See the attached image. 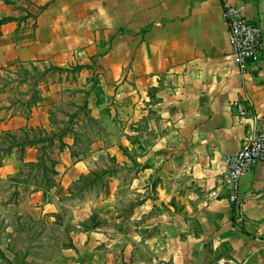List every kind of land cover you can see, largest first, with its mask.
Segmentation results:
<instances>
[{
	"label": "crops",
	"instance_id": "obj_1",
	"mask_svg": "<svg viewBox=\"0 0 264 264\" xmlns=\"http://www.w3.org/2000/svg\"><path fill=\"white\" fill-rule=\"evenodd\" d=\"M29 1L25 11L0 0V19L15 17L0 28V71L79 49L83 60L75 65L85 67L78 79L87 73L96 86L143 90V116L151 106L157 115L155 141H143V191L153 187L156 177L154 190L131 217L143 216V222L135 233L95 226L90 230L94 247L84 250L77 264H139L135 245L142 238L152 246L156 264H264V161L242 177L236 204L223 178L225 156L264 130V46L260 61L239 70L218 0ZM246 14L264 31V0L249 1ZM48 93H43L45 105L33 108L28 127L52 129L48 104L64 96ZM236 102L244 104L246 117L239 116ZM27 121L0 132L26 127ZM101 142L78 150V156L66 146L61 155L77 161L65 169L63 182L85 176L89 166L84 159L103 156V151L112 157L113 146ZM33 157L29 161L37 160ZM93 164L96 173L100 163ZM104 176L109 184L94 206L103 219L118 225L126 219L113 205L130 196V189L112 179L117 175Z\"/></svg>",
	"mask_w": 264,
	"mask_h": 264
},
{
	"label": "rangeland",
	"instance_id": "obj_2",
	"mask_svg": "<svg viewBox=\"0 0 264 264\" xmlns=\"http://www.w3.org/2000/svg\"><path fill=\"white\" fill-rule=\"evenodd\" d=\"M11 1L16 5L21 4L19 0ZM107 43L103 44V49H106ZM81 54L83 51L78 49L57 55L55 59L16 62L4 67L0 71V129L22 125L25 120H28L27 126L23 128H29L33 108L45 105L47 99L43 98V93L46 95L48 92L64 96L60 103L48 104L51 105L48 108L50 114L54 113L56 121L68 119L67 114L76 110L75 106H68V102L81 105L85 91H89L93 82L88 79L90 75L87 73L78 79L77 74L55 71L52 67H74L76 62L83 60ZM35 88L41 91L42 100L30 107L27 101L33 96ZM152 93L151 90L147 91L148 95L154 96ZM89 99L87 109L80 113L82 121L74 126L80 135L76 149L87 151L92 143L100 140L104 145L113 146L110 152L107 151L113 154L112 157L103 151V156L97 153L84 159L89 166L85 176L69 183L63 182L62 176L72 161L77 159L73 156L70 160L67 153L61 155L66 146L60 150L56 145L52 152L47 148L48 172L47 167L33 166L31 163L35 161H29L34 159V155L37 159L36 153L41 154V150L38 153V150L27 147L25 153L21 154L20 148L16 147L6 154L3 160L6 166L0 170V264H77L82 252H91L94 247L96 238L90 230L95 226L108 225L106 229L116 226L135 233L136 227L143 222V216L141 219L131 217L135 208L143 202V196L153 192L156 182L154 177L151 179L153 187L143 191V152L147 147L143 141L148 144L155 141L156 110L151 106L147 116H143V109L146 108L143 90L122 88L113 83L96 86ZM151 101H154L153 98L146 106ZM41 110L47 111L46 108ZM86 111L96 122L88 119ZM38 118H35L36 121ZM58 123H51L52 128H60L61 124ZM66 139L68 142L73 140ZM45 145L48 147L47 142ZM50 157L56 160L55 167ZM122 161H125L124 164ZM93 162L100 163L96 173H93L96 169H91L94 168ZM108 173L117 175L112 179L125 183L130 189V196H124L113 205L119 215L126 219L121 220L119 226L103 219L98 215V207L94 206L96 199L103 195L102 190L109 184L103 181ZM83 240L86 242L82 243ZM151 247L149 243L144 244V238L137 240L135 256L136 260L141 261L139 264H144V259L156 264Z\"/></svg>",
	"mask_w": 264,
	"mask_h": 264
},
{
	"label": "built area",
	"instance_id": "obj_3",
	"mask_svg": "<svg viewBox=\"0 0 264 264\" xmlns=\"http://www.w3.org/2000/svg\"><path fill=\"white\" fill-rule=\"evenodd\" d=\"M229 28V42L233 51V61L242 72L261 60L264 46L263 26L246 14L247 3L251 0H218ZM240 117L247 116L244 104L236 102ZM224 184L230 190V200L236 204L242 177L259 162L264 161V130L247 138L234 153L225 156Z\"/></svg>",
	"mask_w": 264,
	"mask_h": 264
},
{
	"label": "trees",
	"instance_id": "obj_4",
	"mask_svg": "<svg viewBox=\"0 0 264 264\" xmlns=\"http://www.w3.org/2000/svg\"><path fill=\"white\" fill-rule=\"evenodd\" d=\"M7 3H11V4H15L13 1L11 0H4ZM19 2L21 3L20 5H16L17 8H20L22 10H27V6L30 5V1L29 0H19ZM29 14H27L24 19L28 18ZM15 20V17L13 16H7V17H3L0 19V28L3 24L13 21ZM0 35H1V31H0ZM21 37L17 38V40H20ZM85 66L83 65H75L74 67H61V66H56L53 65L52 69L55 71H59V72H65V73H74V74H78L82 68H84ZM91 81L93 82L89 91H85V98L83 100V103L81 105H78V103L73 104V101H69L68 102V106H75L76 110L73 111L72 113H68V119L63 121H56L55 115L54 113L51 114V123H53V125H57L56 122H59V124H61L60 128L57 127L56 129L53 127L50 130L47 129H43V128H22V129H18L15 131H11V130H4L2 132H0V168L2 167L3 164V160L6 154H10L11 152H13V150L16 147L20 148V152L21 154H24L27 147L31 148L34 147L36 149H38V153L41 150V154L37 155V161L31 163L33 166H45L47 167V171L48 172V165L47 163V148H50V152L55 151V146L58 145L60 150L63 149L65 146H69L72 149L73 155L74 156H78V154H80V151L78 152L76 149V146L79 144L80 142V135L79 132L75 129L74 126H76L77 124H79L82 121V117L80 113H84V111L87 109L89 101H88V97L90 95V92L92 91V89H94V87L97 84V80L94 78H91ZM40 100H42V95H41V91L38 89L36 90V88L34 89V93L33 96H31L30 99H28L27 103L28 105H30V107L34 106L35 104H37V102H39ZM64 104H66L64 102ZM88 111H86V114L88 116V119L90 121L96 122L95 118L93 116H90L88 113ZM66 113V112H65ZM72 138L73 139V143L69 144L66 138ZM47 142L48 147L45 145V143ZM41 145V146H39ZM53 146V147H51ZM46 150V151H44ZM50 161L52 163H55L53 165V167H55L56 165V160H54L53 158L50 157ZM23 162V161H22ZM54 170V169H53ZM53 174H56L55 171H53ZM48 178V177H47ZM48 182V181H47Z\"/></svg>",
	"mask_w": 264,
	"mask_h": 264
}]
</instances>
